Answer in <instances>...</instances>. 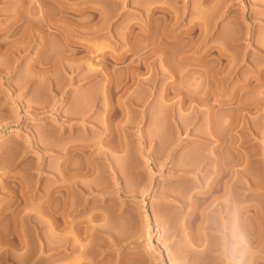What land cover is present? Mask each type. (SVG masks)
Returning <instances> with one entry per match:
<instances>
[{"label":"rangeland","instance_id":"374dc122","mask_svg":"<svg viewBox=\"0 0 264 264\" xmlns=\"http://www.w3.org/2000/svg\"><path fill=\"white\" fill-rule=\"evenodd\" d=\"M0 44V264H264V0H0Z\"/></svg>","mask_w":264,"mask_h":264},{"label":"bare ground","instance_id":"6f19581e","mask_svg":"<svg viewBox=\"0 0 264 264\" xmlns=\"http://www.w3.org/2000/svg\"><path fill=\"white\" fill-rule=\"evenodd\" d=\"M1 44H2V42H1ZM1 44H0V45H1ZM3 46H4V45H3ZM1 48H3V47L1 46ZM7 136H8V135H7ZM7 136H5V137H0V138H1L0 140H4ZM227 185H228V184H227ZM210 186H211V185H210ZM60 187H61V186H60ZM226 188H227V187H226ZM205 189H206V188H205ZM208 189H209V188H208ZM211 190H212V189H211ZM202 192H204V190H203ZM205 192H206V191H205ZM201 194H202V193H201ZM203 194H204V193H203ZM223 194H224V193H223ZM223 194H222V195H223ZM210 195H211V194H210ZM224 195H226V194H224ZM224 195H223V196H224ZM205 196H206V195H205ZM226 199H227V197H226ZM226 199H225V200H226ZM228 199H229V198H228ZM210 200H211V199H210ZM229 201H230V200H229ZM223 202H224V201H223ZM225 202H226V201H225ZM217 203H220V202H217ZM226 203H227V202H226ZM206 204H207V203H206ZM206 204H205V205H206ZM209 204H210V203H209ZM43 205H44V204H43ZM219 205H220V204H218V206H219ZM223 205H224V203H223ZM233 206H234V205H233ZM216 207H217V205H216ZM220 207H221V206H220ZM220 207H219V209L222 208V207H221V208H220ZM225 207H226V206H224V208H223L224 210H225ZM203 208H204V207H203ZM213 208H214V207H213ZM227 208H228V206H227ZM235 208H236V207H235ZM237 208H238V207H237ZM239 208H240V207H239ZM242 208H243V207H242ZM242 208H241V209H242ZM246 208H247V207H246ZM204 209H205V208H204ZM206 209H207V207H206ZM216 209H217V208H216ZM210 210H211V209H210ZM232 210H233V209H232ZM235 210H236V209H235ZM202 211H203V210H202ZM206 211H207V210H206ZM221 211H222V210H219V213L222 215V212H221ZM227 211H228V210H227ZM224 212H226V211H224ZM228 212H229V211H228ZM228 212H227V214L230 213V212H229V213H228ZM201 213H203V212H201ZM237 213H238V212H237ZM239 213H241V212H239ZM207 215H208V214H207ZM225 215H226V213H225ZM225 215H222V218H223V219L225 218V217H224ZM201 216H202V215H201ZM201 216H200V218H201ZM204 216H205V215H204ZM208 216H209V215H208ZM202 217H203V216H202ZM218 217H219V216H218ZM203 219H204V218H203ZM220 220H221V219H220ZM227 221H228V220H227ZM52 222H53V221H52ZM201 222H204V221L202 220ZM207 222H208V220H207ZM207 222H206V223H207ZM219 223H220V222H219ZM201 224H203V223H201ZM221 224H222V223H220V225H221ZM227 224H228V223H227ZM199 225H200V224H199ZM204 225H205V224H204ZM228 226H229V225H228ZM228 226H227V227H228ZM230 226H231V225H230ZM53 227H54V225H53ZM208 227H209V226H208ZM210 227H211V226H210ZM50 228H51V227H50ZM211 228H213V227H211ZM224 228L226 229V226L223 224V227H222V233H223V236H224V235L227 236L228 234H226V230H224ZM229 228H230V227H229ZM231 228H232V227H231ZM235 228H236V227H235ZM53 229H54V228H53ZM201 229H202V227H201ZM208 229H209V228H208ZM217 229H218V228H217ZM205 230H206V228H205ZM205 230H204V232H205ZM214 230H215V229H214ZM232 230H235V229L233 228ZM202 231H203V230H202ZM216 231H217V230H216ZM219 231H221V230H219ZM228 231H229V230H228ZM230 231H231V230H230ZM15 233H16V232H15ZM15 233H14V234H15ZM16 234H17V233H16ZM211 234H212V233H211ZM230 234H231V233H230ZM19 235H20V234H19ZM199 235H200V233H199ZM221 235H222V234H221ZM12 236H13V235H12ZM17 236H18V235H17ZM203 236H204V235H203ZM223 236H222V237H223ZM234 236H235V235H234ZM201 237H202V235H201ZM228 237H230V236L228 235ZM197 238H198V237H197ZM199 238H200V237H199ZM202 239H205V236H204ZM202 239H201L202 242H201V241H200V242H201L202 244L206 243L205 240L203 241ZM221 239H222V238H221ZM229 239H232V238H227V237H226L225 240H223V239H222V240L228 243V242H229ZM236 239H237V238H236ZM50 240H51V239H50ZM207 240L209 241V238H206V241H207ZM237 240H238V239H237ZM20 241H21V240H20ZM51 241H52V240H51ZM208 241H207V242H208ZM233 241H234V240H233ZM8 242H9V241H8ZM250 242H251V240H250ZM4 243H5V242H4ZM10 243H11V242H10ZM10 243H9V244H10ZM21 243H22V241H21ZM21 243L19 242V243L17 244L19 247H17L16 245H15L16 247H14L13 244H12V248L20 249L21 246H23V245L20 246ZM221 243L223 244V242H221ZM6 244H7V243H6ZM202 244H200V245H202ZM208 244H209V242H208ZM230 245H231V244H230ZM250 245H251V244H250ZM203 246H205V245H203ZM200 247H201V246H200ZM229 247H231V246H229ZM198 248H199V247H198ZM207 248H209V246H208ZM16 249H15V251H16ZM21 249H22V248H21ZM39 250H40V249H39ZM201 250H202V248H201ZM203 250H204V247H203ZM222 250H224V249L222 248ZM202 252H203V251H202ZM204 252H206V251H204ZM207 252H208V251H207ZM232 253H233V251H232ZM233 254H234V253H233ZM200 255H202V254H200ZM205 255H206V254H205ZM228 255H229V252H228ZM202 256H203V255H202ZM206 256H207V255H206ZM209 256H210V255H209ZM204 257H205V256H204ZM227 257H228V256H227ZM204 259H206V258H204ZM207 259H208V258H207ZM202 260H203V259H202ZM211 260H212V259H211ZM212 262H213V261H212ZM198 263L200 264V262H198ZM235 263H238V261H236ZM203 264H205V263H203ZM211 264H212V263H211Z\"/></svg>","mask_w":264,"mask_h":264}]
</instances>
